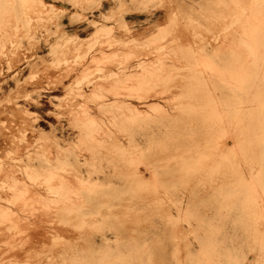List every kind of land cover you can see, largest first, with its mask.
<instances>
[{"label": "rangeland", "instance_id": "374dc122", "mask_svg": "<svg viewBox=\"0 0 264 264\" xmlns=\"http://www.w3.org/2000/svg\"><path fill=\"white\" fill-rule=\"evenodd\" d=\"M0 4V26L18 27L0 43L3 207L12 192L39 189L35 181L49 180L53 167L72 164L75 171H59L90 173L97 182L108 167L143 155L150 136L133 119L135 113L152 115L148 105L181 92H212L204 74L191 70L224 68L252 52L253 41L244 38L253 33H233L238 15L264 26V0H45L49 18L37 12L33 0ZM21 9L25 13L18 21ZM93 20L101 31L94 33ZM259 44L263 62L264 37ZM184 133L185 150L193 138L202 140L201 132H192L191 139ZM229 133L217 139L228 138L231 147ZM243 137L245 154L233 150L217 163L205 154L190 163L186 198L178 208L151 215L149 222L160 231L127 246L124 258L123 251L115 258L119 264H264V132L236 136ZM223 172L229 177L211 181ZM129 247L149 259L134 262L126 256Z\"/></svg>", "mask_w": 264, "mask_h": 264}, {"label": "bare ground", "instance_id": "6f19581e", "mask_svg": "<svg viewBox=\"0 0 264 264\" xmlns=\"http://www.w3.org/2000/svg\"><path fill=\"white\" fill-rule=\"evenodd\" d=\"M34 4L39 14L51 16L45 0H33ZM17 12L21 21L25 11ZM242 16L238 15L232 30L243 34L247 29L254 35L244 38L254 43L246 59H232L220 69L191 70L204 74L205 83H209L205 84L206 89L212 92H181L172 100L148 105L152 115L142 117L135 113L133 119L137 117L150 136L143 155L122 159L123 163L108 167L107 173L104 170L98 175L97 182L90 173L85 177L59 171L67 168L75 171L72 164L53 167L49 180L35 181L39 189L17 190L3 198L6 207L0 205V233L4 235V239L0 238V264H119L115 258L127 246L146 241L151 231L154 234L160 231V227L149 222L151 215L169 207L178 208L180 200L186 198V183L193 176L189 165L195 158L208 154V160L217 163L227 160L233 150L246 153L240 144L244 137L236 138L238 133L264 132V66L259 67L264 65V61H259L264 26ZM99 24L90 21L97 29L94 33L101 31ZM16 31L14 23L7 28L0 26V43ZM81 54L86 60L87 55L82 51ZM23 85L18 83L17 87ZM146 117L147 122L140 121ZM184 132H188L189 139L195 134L192 132H201L202 140L193 138L192 148L185 150L189 142ZM223 132H230L234 146L230 147L228 138L217 139ZM138 142L143 143L139 138ZM261 159L264 162V150ZM228 177L229 173L223 172L211 181ZM138 214L148 216L143 220L136 217ZM173 225L179 228L178 222ZM124 233L127 234L123 236ZM129 250L126 256L134 262L149 259L138 249L135 252L129 247ZM124 254L123 251V258ZM108 255H115L114 259L103 260Z\"/></svg>", "mask_w": 264, "mask_h": 264}]
</instances>
